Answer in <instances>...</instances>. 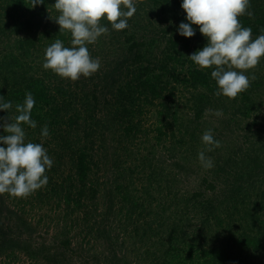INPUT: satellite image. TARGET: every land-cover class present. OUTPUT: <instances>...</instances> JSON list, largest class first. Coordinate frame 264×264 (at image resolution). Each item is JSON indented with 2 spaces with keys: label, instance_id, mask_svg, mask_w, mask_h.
<instances>
[{
  "label": "trees",
  "instance_id": "1",
  "mask_svg": "<svg viewBox=\"0 0 264 264\" xmlns=\"http://www.w3.org/2000/svg\"><path fill=\"white\" fill-rule=\"evenodd\" d=\"M0 2H4V0H0ZM181 2L182 0H138L137 11H145L147 16L144 18L145 26L146 24L149 27L155 26L157 21L150 14H157L160 11L159 14L163 17L169 16L177 28L181 22H188ZM54 3L55 0H45L44 4L37 5L32 9V0H15L16 11L14 10L11 13L13 15H10L12 17L10 20H14L15 25L11 21L2 23L0 20V41H2L1 37L10 39L13 36L21 35L24 28L36 34L32 37L25 34L20 39L21 54L19 56L9 53L0 58V95L4 96L6 100L12 101L13 109L10 110V114L14 119L15 104L23 103L26 93L31 91L36 101L31 119L37 122V127L33 129L25 125L26 140L43 143L44 147L49 150L53 142L57 148L64 145L72 149L69 155L61 149L62 153H58L57 157L61 160L68 155V161L72 163L74 174L60 175L59 177V175L54 176L56 174L54 173L55 167L51 171L46 169L45 174L49 177V182L45 186V191H39L36 198L51 201L59 197V206L63 203L66 207L67 213L63 215L65 220L84 211L83 219L90 223L87 226L88 230L95 232L96 238H106L110 250L105 262L93 257L92 262L91 260L84 261V264H131L129 259L121 258L117 254V248L122 249L126 244L120 240L118 230L128 228L129 225H135L132 229V236L139 237L137 243L140 244L138 247L134 245V250L141 255L140 264H190L194 255L197 256L198 263L193 261V264H264L263 257L261 258L264 254V220L262 219L264 214V58L255 67L257 70L254 74L255 79L250 78L249 87L238 94L236 98H232L233 101L228 100L230 99L228 97L226 101L223 99V95L215 94L218 86L211 76V68L199 70L194 62L189 60L191 65L185 79H181V75L175 74L176 69L169 70V65L176 61L177 39L170 40L167 50L161 52L164 57L156 61L152 59L151 55L148 56L145 35L139 36L134 29L127 28L122 30L119 36L107 33L97 39V41H104L101 51L106 52L103 47H107L108 50L107 41L113 43L116 40L119 49H126L127 54L124 63L121 62L122 59L116 61L112 56V59L115 60L112 61V65L115 68L102 77L103 87L94 84L92 91L79 96L69 88L54 86L55 88L52 89V84L47 85L45 80L34 77L27 78L23 73H21L22 78L18 79L16 68H25L28 58L41 59L45 56V49L55 40L60 39L65 46H70L71 33L67 30L60 33V26L55 29H48L49 26H46L44 30H39V27L47 19L53 18L52 22L55 23L59 16L60 13L53 7ZM18 7L29 11L27 19H25L26 13L20 14L17 11ZM248 11H251L253 15L243 14L238 19L244 27L252 29V38L255 39L264 34V0H250ZM129 24L132 22L129 21ZM194 27L197 30L196 35L192 38L197 39L201 44L200 47L203 48L207 40L199 32V26L194 25ZM121 39L123 42H120ZM200 49L198 48L197 51ZM20 56L23 57L20 58ZM133 68L135 71L132 74L135 73L136 77L133 80L134 83L131 82L132 86L136 88L139 85L140 88H143L149 102L154 103L156 99L175 96L176 88L173 87L175 84H185L186 88L194 91L189 99L192 111L191 117L187 120L188 125L185 131H183V122L185 121L179 118L178 111L172 112L167 103L162 104L163 109L159 113L162 119H158L160 127L156 129V139L159 144L162 142L170 144L169 160L178 158V151L185 146L189 149H197L198 146L194 145L193 141L201 140L196 136L198 127L193 130L192 125L199 126L198 122L201 123L210 110L220 109L227 115L230 112V117L225 119L219 135L213 133L214 138L220 141V146L215 147L216 153L220 152L221 147H223L221 151L229 149L230 153L226 156H216V160L213 161L214 167L208 169V173H214V175L206 174L202 178L201 188L203 190L194 191L191 195H183L179 189V177L182 173L180 175L170 173L165 177L166 179L168 177V193L165 195L171 196L176 211L177 207H182V209H180L181 214L178 213L180 215L173 216V221L160 217L157 227L164 234L162 238L164 244L169 241V247L164 251V256L162 255V258H157L158 260L155 261L150 258L151 251L147 248L145 241H142L141 235L156 229H153L150 223L142 224L138 221L139 218H144L145 213L142 211L137 215L138 220L134 217L136 215L133 214L136 211L144 210L148 206L147 202L139 195L134 197L135 190L131 189L135 186L133 181L129 178L131 180L129 183L124 182V176L127 174L122 173V161H118L119 164L114 165L111 173L106 174V176H114L113 185L108 183L109 178L105 181V186L111 189L109 191L111 196L107 200L109 202V206H107L108 221L106 219L95 220L103 183H100V179L96 175L102 171V165L93 154L94 139L97 135L105 138L110 129L107 120L102 119L99 115L104 114V110H106L109 114L108 119L117 123L118 130L120 127L123 128V140L130 141L131 145L136 142L138 129L134 121L137 115L142 113L143 108L141 107V109L135 103L136 100L128 106L125 101L119 99L120 95L114 93L113 87L117 77L125 69L127 72H131ZM169 78L173 80V84L168 80ZM136 82L140 84H136ZM169 89L171 90L169 91ZM105 91L108 93L104 94ZM164 92L168 94L162 95ZM121 98L126 99L125 97ZM121 103L123 107L120 106ZM122 114L128 122L126 126H124V117H120ZM8 116V112L0 111V117L7 119ZM118 116L121 123L118 121ZM169 117L173 119L172 122L167 121ZM45 124L48 125L50 131L48 137L41 136V129ZM202 124L204 125V123ZM228 132L237 134V138H239L234 146L228 141L222 140V138L225 139V134ZM3 134L6 133L0 128V135ZM178 146L179 150L177 151ZM133 155L134 152L131 153V156ZM205 155L211 156L209 151H206ZM176 160L173 161L175 169L180 166V163L175 162ZM73 169L71 168L72 172ZM142 171L144 170H140L139 166L130 169L131 173ZM156 175L162 176L151 169L149 176L153 178V181H156ZM165 178L159 177L155 185L143 190L146 197L148 196L149 207L159 201L154 197L155 193L153 192L163 193ZM220 184L223 185L221 190H219ZM66 186L69 189H66ZM113 189L117 193H114ZM89 202H93L92 205H89ZM118 203L120 206L117 207ZM171 204L169 207H172ZM22 208L25 206L23 205ZM58 208L61 209V207ZM167 210L168 207H165L162 212L166 213ZM61 211L65 212L62 209ZM23 212L25 214L26 211ZM150 213L151 211L146 215ZM24 214H20L21 216L16 221L22 222ZM118 215L124 218L119 219ZM110 216L113 226L109 224ZM239 224H242L240 227L243 231L241 233L234 232V226ZM192 229L191 235L188 234L187 231ZM223 231L228 232L230 236L222 237L221 232ZM181 237L183 239L190 237L191 245L189 255L186 257L191 260L178 255L182 243ZM69 243L65 241L64 246L60 245V247L66 250L69 248ZM20 246L19 242L17 247ZM174 252L176 257L173 258ZM184 252L187 250L184 249ZM197 253L198 255H196ZM52 256H56V259L62 258L57 252H54ZM148 259L151 262L147 261Z\"/></svg>",
  "mask_w": 264,
  "mask_h": 264
},
{
  "label": "rangeland",
  "instance_id": "2",
  "mask_svg": "<svg viewBox=\"0 0 264 264\" xmlns=\"http://www.w3.org/2000/svg\"><path fill=\"white\" fill-rule=\"evenodd\" d=\"M137 3L138 0H136V4ZM17 9L20 14L26 13L25 19L28 18V14H30L28 10H25V8L21 9L19 7ZM32 9L34 8L32 7ZM14 10L16 11L15 0H4V2H0V20L2 23L11 21L14 23L13 25H15L14 20H10L12 18L10 15H13L11 13ZM159 13L160 11L157 14H150L153 19L157 21V23L155 26L149 27L147 24L145 26L144 18L147 17L145 11H137L133 17L128 19L129 26L127 28L134 29V31L139 36L145 35V39L148 44V56L150 57L151 55L152 59L156 61H159L164 57L161 52L167 50V45L170 43V40L177 39L178 46L175 57L176 64L175 62L170 64L169 70L176 69L175 74L179 76L181 75V79H185L191 65L190 62H188L190 60L188 56L195 53L198 48L202 49V47H200L201 44H199L198 40L195 38L190 39L180 36L177 31L179 26L176 28L174 26V21L169 16L163 17ZM21 21H23V19H21ZM52 21L53 18L47 19V21H45V23L39 27V30H44L46 26H49L48 29H55V27H59L56 22L53 23ZM129 21H131L132 24H129ZM101 23L109 28V32L107 33H110L111 35L114 34L119 36L122 32V30H113L111 28V23L106 20H103ZM25 34L30 35L31 37L36 35L30 30L24 28L21 32V35L13 36L10 39L1 37L2 41H0V58L3 55L9 53L19 56L21 54V51L19 50L21 42L20 39L23 38ZM120 42H123L122 39ZM103 43L104 41L101 40L96 41L91 46L90 44L87 45L90 55L93 58L98 57L101 61L100 69L90 77L81 76V78L77 81H71L70 79L62 78L55 74L52 70H45L42 67L45 56L37 60L33 57L28 58L26 60L27 65L25 68H16L18 73L16 77L18 79L22 78L21 73H23V75L27 78L34 77L45 80L47 85L52 84V89L55 88L54 86H61V88H69L75 94L83 96L88 91H92L94 84L95 86H104L102 84V77L107 75L110 71H113L115 68L112 65V61H117L118 59H122L121 62L123 63L126 61V49L120 50L116 40H114L113 43H111V41H107L109 46L108 50L107 47H103L106 52L101 51ZM33 53L35 54V51ZM95 54L96 56H94ZM112 56L115 60L112 59ZM22 57L23 56H20V58ZM133 71H135V68H133L131 72H127L125 69L123 73L117 77L116 83L113 87L115 94L126 98L124 100L119 97V99H121V101H125L128 106H130L133 101L136 100L135 103L139 105L140 108H143L142 113H139L134 121L138 129L135 139L136 142L131 145L130 141L123 140V128L120 127L118 130L117 123L108 119L109 114H107L106 110H104L106 118L104 117V114L99 115L102 119L107 120V125L110 126V129L108 131L106 130V139L101 137V135H97L94 139L95 144L93 154L96 155V159L99 160L102 165V171L96 175L97 178L100 179V183H103L101 185L102 194L100 195L98 201L99 206L97 208L98 212L96 213L95 220L101 221L106 219L108 221L107 206H109V202L107 200L108 197L111 196L109 193L111 189L108 186H105V181H107L109 178L108 183L113 185L114 176L110 174V176H106V174L111 173L114 165L119 164L118 161H122V173L127 174L124 176V182L129 183L132 180L133 184L135 185L134 188H131L135 190L133 194L134 197L139 195L141 199L147 202L148 206L144 210L136 211L133 215H136L134 217H136L138 220L137 215H139L142 211V213H145L144 218H139L138 221H140V223L142 222V224L150 223L152 224L153 229H156L141 235L142 241H145L146 246H148L147 248L151 251L150 258L155 261L157 258H162V255L164 256L165 253L164 251L169 247V241H167V244H164L162 239L164 234H162V230L157 227L159 224L158 221L161 219L160 217H163V219L168 218L170 221H173V216L175 214L180 215V209H182V207H177L176 211V208H174L175 204L173 203L171 196L167 197L165 195L168 193V177L167 179L165 177L169 176L170 173H178L179 175L182 173L181 177H179V189L183 195H191L194 191L203 190V188H201V181L204 175H214V173H208L209 170L202 167L199 161L198 153L204 149V144L202 141H193V144L198 146L196 150L193 148L189 149L186 146L179 150L178 146L176 148L177 151L179 150L178 158L169 160L168 150H170V144L168 142H162L159 144L156 139V129L157 127H160L158 119L161 118V116L159 113L161 109H163V103H167L168 108L172 109V112L178 111L179 118L185 121L183 122L179 120L180 122L184 123L183 131H185L188 125L187 120L189 117H191L190 113L192 111L191 104H189V99H191L194 91L192 89L186 88L187 85L185 84H175L173 85V87L176 88L175 96H172L171 98L169 97L167 99L164 97L159 98L156 99L154 103L149 102V100L146 99L147 94L144 92L143 88H140L139 85L136 88H133V84L131 82H133L136 77L135 73L134 75L132 74ZM256 71L257 70H255V68L249 69L247 70L246 74L251 76V74H255ZM90 78L96 79L91 80ZM168 80H170L172 84L174 83L171 78ZM138 83L139 82H136V84ZM170 90L171 89H169V91ZM107 93L108 92L105 91L104 94ZM167 94L168 93L166 92L162 93V95L165 96ZM223 99L227 101V97L224 96ZM228 100L233 101L232 98ZM102 101L104 102L103 99ZM120 106L123 107L122 103ZM218 110L222 112V115H216ZM120 117H124L123 114L120 115ZM229 117L230 112L227 115L223 110L220 109H215L213 111L210 110L203 121L201 123L198 122L199 126L196 124L194 126L192 125V127L193 130L197 129L198 127L197 133H195L198 139L201 140L202 134L209 129H211L213 133H217V135H219V132L223 128V124L226 121L225 119ZM123 119L125 123L124 126H126L128 122L125 120V117ZM168 119V122H172L173 120L170 117ZM118 121L121 123L119 116ZM202 123H204V125ZM103 139L105 140L102 142ZM222 140L228 141L229 144L234 146L238 142L239 138H237V134L228 132L225 134V139L222 138ZM50 147V150L48 148L46 149L50 158H52L54 162L52 166V168L55 167L54 173L56 174H54V176L59 175L60 177V175L66 176L74 174V169L71 167L72 163L68 161V155L69 152H72V149L65 147L64 145L60 148H57L54 142ZM61 149L66 151L68 155L64 159L60 160V158L57 156L58 153H62ZM222 149L223 147H221V150ZM221 150L219 153H216L217 149L213 147V150L210 151V158L215 161L216 156H226L230 153L229 149L225 151ZM132 152H134L133 156H131ZM175 159H177L175 162L180 163V166L176 167V169L173 166V161ZM135 166H139V169L144 170L145 172L142 171L131 173L130 169H133ZM71 168L73 169V172ZM51 169L49 171H51ZM151 169H154L156 173H160L162 176L156 175V181H153V178L149 176ZM159 177H164L166 180H164V186L162 185L164 187L163 193L153 192L155 193L154 197H156L157 200L159 199V201L154 202L149 207L150 202L147 198L148 196L146 197L143 190L145 188L148 189L153 184L155 185V183L158 182L157 180ZM218 181L222 182L221 180ZM45 186L23 198L11 197L8 193L0 194V264H84V261L91 260L92 262L94 260L93 257L100 259V261L104 263L108 256V251L110 250L106 238H96L95 232L88 230L87 226L90 225V223L84 221V211L80 212L79 215L75 214L65 220L63 215L67 213V211H65L66 207L63 203L61 206H59V197H56L51 201L37 199L36 197L38 192L43 190L45 191ZM222 186V184L219 185V190L223 188ZM66 189H69V187L66 186ZM113 191L114 193H117L115 189H113ZM92 203L93 202H89L88 204L92 205ZM170 204L172 207H169ZM23 205L25 208H22ZM118 206H120L119 203L117 204V207ZM58 207H61V209L65 212H62ZM165 207H168L166 213L162 212ZM24 210L26 211L25 214L23 212ZM150 211L151 213L146 215V213ZM20 214H24L22 222L16 221L18 220L17 218L21 216ZM118 218L123 219L124 217L118 215ZM262 219L264 220V214L262 215ZM109 220V224L113 226V223H111V216L109 217ZM240 225L242 224L234 226L233 231L241 233L243 229H241ZM257 226L259 225L257 224ZM133 227H135V225H129L128 228L118 230L120 240L122 243L126 242V244L122 249L120 247L117 248V254L121 258L126 260L129 259L131 264H140L141 255L136 253L134 250V245L138 247L140 244L139 242L137 243V241H139V237H135L134 235L132 236ZM187 232L191 235L193 229ZM221 236L226 237L230 236V234L223 231L221 232ZM65 241L70 242L69 248L66 250L60 247V245L64 246L63 243ZM19 242L21 243V246L17 247ZM181 242V248L178 255L182 258L189 255V248L191 245L190 237L184 239L181 237ZM184 249H186L187 252L183 253ZM54 252L60 253V257L62 258L56 259V256H52ZM196 255H198V253ZM172 257H176V254L172 255ZM192 257L194 258L191 259L198 263V259H196L197 256L194 255ZM262 257L264 260V254H262L261 258ZM137 260L139 261L137 262ZM147 261L151 262L150 259ZM193 261H191L190 264H193Z\"/></svg>",
  "mask_w": 264,
  "mask_h": 264
},
{
  "label": "clouds",
  "instance_id": "3",
  "mask_svg": "<svg viewBox=\"0 0 264 264\" xmlns=\"http://www.w3.org/2000/svg\"><path fill=\"white\" fill-rule=\"evenodd\" d=\"M45 0H32L33 8ZM250 0H182L181 7L186 12L187 23L181 22L177 31L180 36L192 38L196 28L206 38V45L191 54L189 59L199 70L211 68V76L218 86L216 95L236 98L250 85L251 76L247 70L255 68L264 58V34L252 38V29L244 27L238 19L241 15H253L248 11ZM54 9L60 14L55 22L60 33H71L70 46L60 39L45 49L42 67L52 70L62 78L77 81L90 77L101 67L98 57L90 55L88 44H94L109 28L103 20L111 23L113 30H124L128 19L137 12L136 0H55ZM35 99L31 91L26 93L23 103L15 104L14 119L10 114L13 103L0 95V111L9 113L7 119L0 117V128L6 134L0 135V194L23 198L47 185L49 177L46 169L53 166L43 143L26 140L25 125L35 129L37 122L31 119ZM207 111V110H206ZM222 115L221 111L216 112ZM10 121V122H9ZM50 135L48 125L41 129V136ZM205 149L198 153L201 166L214 167L213 160L205 155L220 141L211 129L201 137Z\"/></svg>",
  "mask_w": 264,
  "mask_h": 264
}]
</instances>
